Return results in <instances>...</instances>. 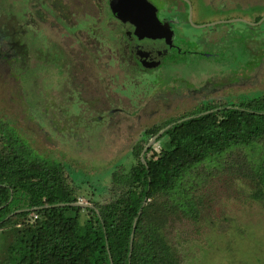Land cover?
Returning a JSON list of instances; mask_svg holds the SVG:
<instances>
[{
    "label": "flooded vegetation",
    "instance_id": "1",
    "mask_svg": "<svg viewBox=\"0 0 264 264\" xmlns=\"http://www.w3.org/2000/svg\"><path fill=\"white\" fill-rule=\"evenodd\" d=\"M146 1L156 9L152 21L160 23L151 25L159 28L154 36L148 29L151 20L145 23L146 15L137 18L141 0H15L9 8L0 4V113L5 118L0 120L1 154H24L27 162L57 165L63 172L64 162L52 153L73 154V148H86L85 140L99 134L112 137L106 149L121 142L119 148L132 156L143 144L142 157L173 124L199 109L226 108V94L217 90L225 86V71L211 76L207 68L199 81L172 73L179 64L220 60L222 49L211 44L226 41V17H216L222 20L217 22L197 19V0ZM219 3L226 6L225 1ZM209 4L202 6L207 9ZM218 23H225L220 31ZM166 32L173 33L174 40L167 41ZM6 75L11 77L9 86ZM28 78L30 84L25 83ZM24 128L29 133L23 134ZM35 128L44 136L46 146L41 147L51 153L33 146L38 144ZM92 179L88 176L87 181ZM12 198L13 191L9 202ZM16 211L30 207L5 217Z\"/></svg>",
    "mask_w": 264,
    "mask_h": 264
},
{
    "label": "trees",
    "instance_id": "2",
    "mask_svg": "<svg viewBox=\"0 0 264 264\" xmlns=\"http://www.w3.org/2000/svg\"><path fill=\"white\" fill-rule=\"evenodd\" d=\"M263 95L219 110H197L195 116L170 126L143 158L141 144L134 152L137 162L115 177L122 183L117 196L93 208L72 205L77 199L57 165L0 153V227L13 224L14 231L0 264H180L163 232L167 216L164 220L154 198L160 193L181 194L183 202L170 201L165 209L192 213L188 188L198 184L208 167L216 168L237 152L242 160L234 167L244 169L242 175L260 187L257 195H264ZM159 141L161 149L156 146ZM27 207L30 211L5 217ZM32 213L38 217H30Z\"/></svg>",
    "mask_w": 264,
    "mask_h": 264
},
{
    "label": "rangeland",
    "instance_id": "3",
    "mask_svg": "<svg viewBox=\"0 0 264 264\" xmlns=\"http://www.w3.org/2000/svg\"><path fill=\"white\" fill-rule=\"evenodd\" d=\"M14 1L0 0V4L9 8ZM211 1L197 0V19L217 22L222 20L216 17H226L229 20L223 28L226 41L221 45L211 44V47L222 49L223 55L215 64L211 61L194 65L179 64L172 73L199 81L206 77L202 71L207 68L211 76L215 72L225 71V86L217 90L226 94V105L229 106L264 94V0H225L226 6L219 3L220 0L215 4L214 0ZM208 3L207 9L202 6ZM255 13L260 15L258 22L252 18ZM246 18H252V21ZM225 23L216 24L217 30H222ZM6 77L9 86L11 77ZM26 81L29 84L32 82L31 78ZM6 97L9 98L10 93ZM0 120H5L1 113ZM116 128H113V134L117 132ZM28 131L24 128L23 134ZM36 132L38 144L33 146L43 154L51 153L43 148L46 146L43 145L44 136L40 137L39 131ZM93 138L85 140L86 144L83 145L86 148H73L75 154L52 153L51 157L64 162L63 177L71 196L86 204H103L114 199L122 186L120 182L115 183L113 178L129 171L138 158L126 153L127 149H120L121 142L106 149V143L112 137L103 139L98 134ZM160 144L159 141L156 146ZM241 160L237 152L225 157L216 168L208 167L209 170L202 172L197 180L199 185L195 184L186 191L193 202L192 213L182 209L173 211L179 208L165 209L170 201L179 200L181 194L160 193L155 196V202L165 214L164 220L167 216L163 232L178 255L180 264H264V195H257L259 186L242 175L244 169L234 167ZM88 176L94 179L87 181ZM180 201L182 199L177 202ZM86 215L85 211L82 221ZM30 217L33 218V215ZM12 228L13 224L9 223L0 227V259L9 253L8 245L14 233Z\"/></svg>",
    "mask_w": 264,
    "mask_h": 264
},
{
    "label": "water",
    "instance_id": "4",
    "mask_svg": "<svg viewBox=\"0 0 264 264\" xmlns=\"http://www.w3.org/2000/svg\"><path fill=\"white\" fill-rule=\"evenodd\" d=\"M141 6H139V8L136 10V11H138V13L139 14H137V18L140 16V18H142V17H144L145 15V23L150 19L151 20V23H149L148 24V29H149V31H150V33H151V35H153L154 36V34L153 33H156L158 30H159V28H158V30H156V29H153V27H151V25H153V26H155L156 25V23L157 24H159L160 25V23L159 22H157V21H155V22H153L152 21V19H156V17H155V8L154 7H152L151 5H149L148 3H147V1L146 0H141ZM146 3V7L144 6V4ZM231 22H232V20H230ZM226 22H229V20H226ZM147 28V27H146ZM168 35V36H170L169 38H168V40L167 41H171V40H174V38H175V36H174V34L173 33H171V32H166V33H164V35ZM155 35H157V34H155ZM176 39H178L180 42H182L183 44H185V45H189V46H194L191 42H189L188 40H186V39H184V38H180V37H177ZM162 134V131H160L157 135H155L154 137H152L151 139H150V141H149V143H148V146H150V145H152L153 143H154V141H155V139L159 136V135H161ZM147 146V147H148ZM146 147V148H147ZM146 151V149L144 150V152ZM144 152L142 153V158H143V155H144ZM72 205H76V206H81V207H88L89 206V204H86V203H83V202H81V201H76V202H73L72 203ZM1 207H3V206H1ZM0 207V208H1ZM35 210V208L34 209H32V211H34ZM19 211H16V212H14L12 215H15V214H17ZM140 213V212H139ZM135 227H136V221L134 222V224H133V230H132V233H131V248H132V243H133V238H134V231H135ZM130 254H131V252H130ZM112 264V263H111ZM130 264V263H129Z\"/></svg>",
    "mask_w": 264,
    "mask_h": 264
},
{
    "label": "crops",
    "instance_id": "5",
    "mask_svg": "<svg viewBox=\"0 0 264 264\" xmlns=\"http://www.w3.org/2000/svg\"><path fill=\"white\" fill-rule=\"evenodd\" d=\"M221 2H224L225 0H220ZM218 2V0H214V3H217ZM258 17H260V15L259 14H256L255 13V16H252V18H254V21L258 18ZM252 18H246L245 20H247V21H252Z\"/></svg>",
    "mask_w": 264,
    "mask_h": 264
},
{
    "label": "built area",
    "instance_id": "6",
    "mask_svg": "<svg viewBox=\"0 0 264 264\" xmlns=\"http://www.w3.org/2000/svg\"><path fill=\"white\" fill-rule=\"evenodd\" d=\"M32 215H33V218H37L38 217V215L35 214V213H32Z\"/></svg>",
    "mask_w": 264,
    "mask_h": 264
},
{
    "label": "bare ground",
    "instance_id": "7",
    "mask_svg": "<svg viewBox=\"0 0 264 264\" xmlns=\"http://www.w3.org/2000/svg\"><path fill=\"white\" fill-rule=\"evenodd\" d=\"M100 34V33H99Z\"/></svg>",
    "mask_w": 264,
    "mask_h": 264
}]
</instances>
